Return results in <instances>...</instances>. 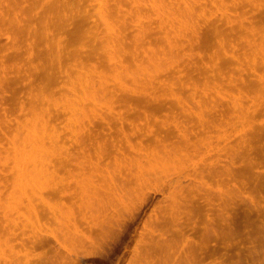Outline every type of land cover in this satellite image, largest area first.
I'll list each match as a JSON object with an SVG mask.
<instances>
[{"label":"rangeland","instance_id":"374dc122","mask_svg":"<svg viewBox=\"0 0 264 264\" xmlns=\"http://www.w3.org/2000/svg\"><path fill=\"white\" fill-rule=\"evenodd\" d=\"M99 6L0 0V264H264V0Z\"/></svg>","mask_w":264,"mask_h":264},{"label":"bare ground","instance_id":"6f19581e","mask_svg":"<svg viewBox=\"0 0 264 264\" xmlns=\"http://www.w3.org/2000/svg\"><path fill=\"white\" fill-rule=\"evenodd\" d=\"M64 1H65V3L68 2V0H64ZM94 1H96L97 4H98V7H100L99 5L101 4V0H94ZM99 3H100V4H99ZM155 5H156V4H155ZM95 11H96V10H95ZM98 11H99V9H98ZM159 110H160L159 107H153V108H150L149 110H142V111H139V112H135V111H134L135 113H134V112H133V113H134V116H136V119H137V117H139L138 119H141V118H140L141 115H142V117H144V118H148V117H150V116L153 114L152 112H154V111H156V112L158 111V112H159ZM151 111H152V112H151ZM128 113L130 114V111H129ZM133 113H132V115H133ZM154 113H155V112H154ZM122 114H123V113H122ZM122 114H118V115L116 114L117 118H116L115 120H117L118 123H119L120 120L122 121V119H123V117H124ZM124 115H125V114H124ZM153 115H154V114H153ZM127 116H129V115H127ZM130 116H131V115H130ZM130 116H129V117H130ZM134 116H133V117H134ZM131 117H132V116H131ZM151 117L153 118L154 116H151ZM103 118H104V117H103ZM144 118H143V119H144ZM104 119H105V118H104ZM104 119H103V121L105 122V124L103 123L104 125H103V127H102V126H101V127H102L103 129L106 128L108 131H110V130H111V126H112L113 123L111 124V122H108L109 120L106 122L107 119H106V120H104ZM128 119H129V118H128ZM124 120H126L125 117H124ZM143 121H144V120H143ZM125 122H126V121H125ZM128 122H130V121L128 120ZM131 123H132V122H130V125H133V124H134V123H132V124H131ZM121 125H122V124H120V126H121ZM130 127H131V126H130ZM132 127H133V126H132ZM121 128H122V127H121ZM117 129H118V128H117ZM120 132H121V131H120ZM101 133H103V131H102ZM123 135H125V134L123 133ZM149 135H150V134H149ZM96 137H97V138H95V140L100 138L99 133L96 134ZM101 140H102V139H101ZM89 141H90V140H89ZM99 141H100V140H99ZM99 141H97V140L95 141V143H96L97 146H99V143H100ZM110 146H111V148H113V149L115 148V145H114L113 142H110ZM99 147H100V146H99ZM99 149H100V148H99ZM84 151H85V150H84ZM97 153H98V152H97ZM97 156H99V158H101V151L99 152V155H97ZM174 189H175V187H174ZM180 189H181V188H180ZM64 199H65V198H64ZM61 202H62V201H61ZM42 241H43V240H42ZM38 242H40V241H38ZM35 243H37V242H35ZM40 244H41V243H40ZM42 244H43V243H42ZM48 244H49V243H48ZM35 245H37V244H35Z\"/></svg>","mask_w":264,"mask_h":264}]
</instances>
